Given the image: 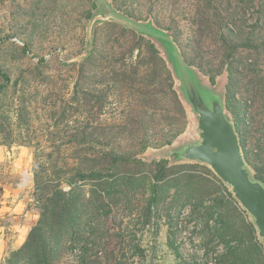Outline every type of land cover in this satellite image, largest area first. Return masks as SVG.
<instances>
[{"label":"rangeland","instance_id":"1","mask_svg":"<svg viewBox=\"0 0 264 264\" xmlns=\"http://www.w3.org/2000/svg\"><path fill=\"white\" fill-rule=\"evenodd\" d=\"M93 1L98 5L94 19L80 23L77 21L81 9L83 5H89L84 0H63L67 3L64 7L50 0H0V69L16 79L24 69L34 67L43 58L48 61V77H52L35 84L43 90V98L48 95L47 83H53L51 90L55 86L62 89V85H66L71 92L76 75L69 65L87 55L94 30L101 29L104 36L107 35V52L119 51L116 57H120L126 55L135 42L123 29H132L140 36L137 28L149 25L153 34L145 36L146 40L156 45L160 57L172 71L174 88L184 107L183 111L181 106L172 109L167 103L161 104L159 108L170 117L161 118L163 126L185 127L171 145L150 147L140 157L146 162L165 159L172 167L187 165L197 176H202L209 192L207 198L212 201L216 197L224 199L227 204L225 213L231 218L233 229L242 232L238 236L242 238L247 230L245 223L254 222V219L236 200L227 184L216 191L215 178L218 176L208 165L190 162L183 157L188 145L201 142L199 115L187 99L183 79L190 84L194 80L208 104L212 99L221 102L239 136L246 168L254 180L264 184V0ZM113 11L115 15L106 14ZM218 15L224 23L231 25L228 46L221 41L224 39L221 35L224 34L221 32L223 26L215 25ZM211 18V29L206 28L205 31L202 20L210 22ZM113 23L120 28L107 25ZM234 45L236 54L229 58ZM24 47L28 48L26 52ZM171 47L181 54V59L187 60L185 63L190 72L182 71L177 53ZM136 57H131L134 62H137ZM131 58H128L130 64ZM36 86L32 87L33 94L37 92ZM142 87L145 88H141L142 93L153 90L144 84ZM125 93L124 90V97L121 92L116 94L115 98L121 105L117 100L115 103L109 100L107 123L116 121L121 124L120 119H124L122 112H125L122 105L132 107L131 112H143L146 106L149 112L156 108L152 106L153 102H143L138 95L134 100ZM132 98L133 102L129 101ZM45 109L41 105L38 109L33 108L29 134L33 139L32 146H0V264H7L12 253L24 245L40 219L38 196L35 194V159L37 153L51 144L48 130L53 123ZM112 113H116V118ZM133 137L136 142L137 134ZM130 138L123 136L120 139L122 146L131 145ZM126 192V195L117 196L112 205L114 213L104 225L108 252L94 257L99 250L90 248L93 253L90 264H106V258L109 263H114L110 250L114 251L118 261L125 264H217L221 257L223 264H233L238 257L226 253L231 246L239 247V252L244 253H239V256H248L237 264H264V255L251 257L255 241L252 242L250 234L244 236L241 244L233 235L236 230L229 235L223 229L219 234L216 232L217 216H200L205 212L200 210L196 214L189 208L184 211L183 218L176 217L174 209L177 205L178 211L180 205L187 201V194L175 200L172 189L157 215L161 217L154 215V219L147 221V201L151 196L149 186L146 184ZM207 221L209 229L205 228ZM81 252L79 246L75 247L72 252L64 254L61 264H81ZM122 253L124 257L119 256Z\"/></svg>","mask_w":264,"mask_h":264},{"label":"trees","instance_id":"2","mask_svg":"<svg viewBox=\"0 0 264 264\" xmlns=\"http://www.w3.org/2000/svg\"><path fill=\"white\" fill-rule=\"evenodd\" d=\"M50 1L60 7L67 4L63 0ZM84 1L89 5H83L77 21L80 23L94 19L95 10L98 9L93 0ZM102 13H105L103 7ZM106 14L115 15L114 11ZM215 21L216 26H223L221 32L224 34L221 35L224 39L221 41L228 46L230 23H224L219 15ZM210 23L212 18L210 22L208 19L202 20L205 31L206 28L211 29ZM107 25L114 29L120 28L116 23ZM131 30L123 29V32L129 33L135 42L128 53L120 57H116L119 51L112 54L107 52V35L104 36L101 29L94 30L87 55L81 61L69 65L76 75L71 92H68L66 85H62V89L55 86L51 90L53 83H47L48 95L43 98V90L39 84H35L52 78L47 73L48 61L43 58L34 67L24 69L16 79L0 69V146H32L33 139L29 134L34 107H45L53 122L48 130V136L52 137L51 144L37 153L35 159V194L38 196L36 202L40 219L31 229L24 245L12 253L7 264H61L64 254L72 252L77 246L82 251L81 264H90L93 254L90 248L99 250L94 257L108 252L104 225L114 211L112 205L117 196L126 195V191L146 184L151 190L146 208L147 221L155 216L161 217L157 215L160 214L162 203L174 189L172 197L175 200L187 194V201L180 205L178 211L177 205L174 209L176 217L183 218L184 211L189 208L196 214L202 210L205 214L200 216H217L215 230L218 234L221 229L227 235L236 230L232 227L231 218L225 213L227 204L224 199L216 197L212 201L207 198L209 192L202 176H197L189 166L172 167L165 159L146 162L140 157L150 147L171 145L185 127L175 129L163 126L161 118L170 117L165 116L166 112L159 106L167 103L172 109L181 106L183 111L184 107L174 88L172 71L160 57L156 45L146 40L145 36L152 35L153 30L149 25H140L137 28L140 36ZM196 48L200 49V46L196 45ZM170 49L175 50L174 47ZM27 50V47L23 48L24 52ZM230 50L232 53L229 58H232L237 48L234 45ZM179 54L177 62L182 71L190 72L187 60L181 59L183 57ZM131 57H136L137 62ZM128 58H131V64ZM142 83L153 87V90L140 92L144 88ZM33 86H36L35 94L32 93ZM124 90L134 100L138 95L143 102H153L152 106L156 108L149 112L146 106L143 112H131L129 110L132 107L122 105L125 112H122L124 119H120L121 124L116 121L107 123L109 100L114 103L117 100L121 105L115 97L120 92L124 97ZM133 98L129 101L133 102ZM115 116L116 113H112V117ZM134 134H137L136 142ZM123 136L132 137V144L128 147L120 143ZM215 183L216 191L226 186L218 177ZM217 195L221 196L219 193ZM247 224L242 238H238L242 232L236 230L233 234L235 239L243 244L244 236L250 234L252 242L255 241L251 257L255 254L264 255V242H260L255 223L248 221ZM205 228L209 229V221L205 223ZM109 252L114 263H109L106 258V264H125L117 260L114 251ZM226 253L238 257L233 264L239 263L241 258H248L246 254L245 257L239 256V253H243L239 252V247L231 246L226 249ZM119 256L124 257V253ZM221 258L217 264H223Z\"/></svg>","mask_w":264,"mask_h":264},{"label":"water","instance_id":"3","mask_svg":"<svg viewBox=\"0 0 264 264\" xmlns=\"http://www.w3.org/2000/svg\"><path fill=\"white\" fill-rule=\"evenodd\" d=\"M183 85L195 113L199 115L201 142L188 145L183 157L208 165L227 184L236 200L254 219L259 237L264 241V184L254 180L246 168L239 136L227 118L221 102L208 104L193 80Z\"/></svg>","mask_w":264,"mask_h":264}]
</instances>
